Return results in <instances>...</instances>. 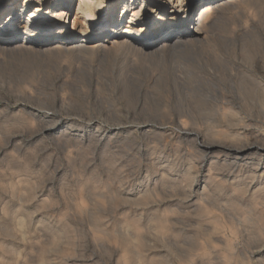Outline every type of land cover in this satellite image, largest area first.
Returning <instances> with one entry per match:
<instances>
[{"label":"rangeland","instance_id":"374dc122","mask_svg":"<svg viewBox=\"0 0 264 264\" xmlns=\"http://www.w3.org/2000/svg\"><path fill=\"white\" fill-rule=\"evenodd\" d=\"M196 1L191 21L222 0ZM241 1L205 15L207 37L141 52L147 56L136 47L180 30L182 19L158 29V11L145 31L137 17L120 46L65 51L59 43L69 34L30 37L19 8L7 31L8 10L0 11V264H264V156L210 149L230 138L264 146V106L249 100L254 110H237L247 104L246 78H261L254 67L264 58V0ZM46 2L54 14L60 0ZM131 9L148 11L147 0H130L121 27ZM77 10L75 0L65 20L47 18L76 36ZM14 35L30 37V48L4 43ZM126 37L136 45L122 44Z\"/></svg>","mask_w":264,"mask_h":264},{"label":"bare ground","instance_id":"6f19581e","mask_svg":"<svg viewBox=\"0 0 264 264\" xmlns=\"http://www.w3.org/2000/svg\"><path fill=\"white\" fill-rule=\"evenodd\" d=\"M25 1V3H27V2H29V0H24ZM36 1V3L33 5V7H32V10L31 9H29L30 7H29V5H28V7L25 5V3L23 4V5H20V4H17V2H16V0H0V7L2 6V10H0V11H3V10H8L7 12H8V14H7V16H8V20L6 21V23H4V27L6 28V30L8 31L9 30V28L10 29H13L12 31H14L15 30V22L16 21H14V19H15V16L17 15V8H19V13H21V16H26V18H25V24L23 25V29H25V30H28L29 31V36L31 37V35H34L35 33H36V31H38V30H41L42 31V33H43V35H48L49 33H61V34H69L70 35V37L68 38V40L67 41H63L62 42V44L61 43H59L60 45H62L64 48H65V51H66V49H75V50H84L85 51V49H87V48H96V47H104V45L105 46H107L109 43H112V44H117V39L119 38V37H121L122 36V34L123 33H130V34H132L134 31H135V29L133 28V22H136L137 21V17H142V19H141V22H142V25H141V29L140 30H142V31H145V30H147L146 29V27H147V25H146V23L150 20L149 18H150V16H151V14H154L155 13V15L157 14V12L158 11H160V12H162V15H159L158 16V14L155 16V18L157 19V23H158V29H160L161 27H162V25L164 24V22H168V23H170V21H171V17H176V19H177V21H179V20H181L182 19V27H180L181 29L179 30L178 29V31L177 30H171V29H167V30H165L164 31V33H158L157 34V36L156 37H154L153 38V40H155V41H153V40H151V41H153V42H151V43H148L147 42V44L146 45H142V48H138V47H136L137 48V50L141 53L142 51H144V50H153V49H156L157 47H167L168 46V48H171V46L172 47H175V46H177V44L178 43H185L186 41H190V40H193V39H196V40H198L197 38H199V37H201V35H204L203 33H204V31H205V29L203 28V22L205 23V21H204V19L206 20V17L207 16H205V15H207L209 12H211V11H213V10H215V9H217V7H219V9H222V6H221V8H220V5H224V4H226L225 6H227L228 4L230 5L231 3V0L229 1V3H228V0H222L221 2H219V3H216V4H212V5H205V6H203L202 8H200V10H201V15L198 17V19H196V20H194V21H191V13H192V11H193V9H194V5H195V2H197L196 0H147V5H148V11H145V9H140V10H137V9H131V13H130V16H129V18H130V20L128 21V24L126 25V26H123V27H121V25H123V23H124V21H125V18H124V13H125V11H127V8H128V5H129V2H130V0H78V10L76 11L77 13L75 14V15H73V21H72V29L74 28V29H76V27H80V30L78 31V34H76V36H73V34L71 35V31L70 30H68L67 31V25L66 24H64V25H60V26H52L51 25V21L50 20H48V18H47V16H49L50 17V19H54V20H59V19H63V20H65V18H66V16L69 14V12H71V10H72V8H73V3L75 2V0H60V4L57 6V9L55 10V12H54V14H52V15H48L49 13H50V10H49V7H48V5H47V2L46 1H48V0H35ZM201 1V0H200ZM203 1V0H202ZM201 1V2H202ZM235 1V0H234ZM243 1V0H242ZM241 1V2H242ZM136 3H137V0H131V6H133V5H136ZM141 3H143V0H141ZM228 3V4H227ZM235 4H237V1H236V3L234 2V3H232V5H234L233 6V8H235ZM231 5V6H232ZM142 6H143V4H142ZM61 7H62V9H61ZM147 7V6H146ZM145 7V8H146ZM224 7V6H223ZM117 8H120V10L118 11V12H116V10H117ZM226 7H224V9H225ZM230 8V7H229ZM51 9V8H50ZM224 9H223V11H224ZM52 10V9H51ZM218 10V9H217ZM227 10H228V8H227ZM40 11V13H38ZM43 12H45V13H43ZM215 12V11H214ZM214 12H211V13H214ZM218 12H219V10H218ZM14 13H16V15L15 16H13V14ZM72 13V12H71ZM215 14V13H214ZM216 14H220V13H216ZM40 15H42V16H40ZM216 16V18L217 17H219V16ZM222 15V14H221ZM1 16V15H0ZM209 16H211L210 14H209ZM20 17V16H19ZM221 17V16H220ZM70 19V18H69ZM210 19V18H209ZM217 19H219V18H217ZM217 19H215L216 21H217ZM14 21V22H13ZM151 21V20H150ZM176 21V22H177ZM198 21V22H197ZM213 21V20H212ZM211 21V22H212ZM2 22H3V20H2ZM139 22V21H138ZM197 22V23H196ZM215 21H213V23H214ZM127 23V22H126ZM206 23H207V21H206ZM216 23V22H215ZM207 25V24H206ZM29 26H33V28L31 29H27V27L29 28ZM210 26V25H209ZM211 26H212V24H211ZM210 26V27H211ZM214 26H215V24H214ZM213 26V27H214ZM139 27V26H138ZM210 29H212V28H210ZM245 30V29H244ZM175 31H177L176 33H177V35L178 36H176L175 38L176 39H174V41H172V43H171V36L173 35V33H175ZM209 31V30H208ZM89 32H92V33H97V35H87V36H85V37H81V35H83V34H86V33H89ZM207 33V32H206ZM205 33V34H206ZM99 34L101 35V37H99L100 39H97L98 38V36H99ZM80 36V37H79ZM94 36H96V38L94 37ZM205 37H207V35H204ZM203 36V37H204ZM30 37H27V38H23V37H21V36H17V35H14L11 39H8V40H5L4 41V43H6V44H11V45H15L16 47L17 46H20V48L22 47V48H24V46H26L27 44L29 45V48H30V45L32 44V42H30ZM128 37H126L125 39H124V41H121L122 42V44H125L126 42H130V41H128V39H127ZM129 38H131V37H129ZM201 39V38H200ZM204 39V38H203ZM4 40V39H3ZM132 41V40H131ZM200 41V40H199ZM194 42V41H193ZM196 42V41H195ZM204 42V41H203ZM56 43H58V42H56ZM202 43V42H201ZM207 43V42H206ZM205 43V45H207ZM47 44V43H46ZM51 44H55V42H52L51 43V41H50V43H48V45H51ZM111 44V45H112ZM120 44V43H119ZM119 44H117V45H119ZM130 44L131 45H133L132 44V42H130ZM159 44V45H158ZM180 44H178V45H180ZM190 44V43H189ZM199 44V43H198ZM204 44V43H203ZM259 44V43H258ZM261 44H263V43H261ZM125 45H128V43L127 44H125ZM124 45V46H125ZM136 45V44H135ZM135 45H133V46H135ZM186 45V44H185ZM191 45V44H190ZM41 46V45H40ZM55 46H56V44H55ZM58 46V45H57ZM56 46V47H57ZM114 46V45H113ZM120 46V45H119ZM122 46V45H121ZM181 46V45H180ZM189 46V45H188ZM198 46V45H197ZM200 46V45H199ZM199 46L197 47V48H199ZM245 46V45H244ZM1 47V46H0ZM3 47V46H2ZM16 47H12V50H13V48H16ZM33 47V46H32ZM109 47H112V46H109ZM108 47V48H109ZM127 47H129V46H127ZM178 47V46H177ZM182 47H185L184 46V44H183V46ZM193 47H195V45L193 46ZM243 47V46H242ZM259 48L261 47V45L260 46H258ZM21 48V49H22ZM28 48V49H29ZM47 48V47H46ZM53 48V47H52ZM59 48V47H58ZM61 48V47H60ZM101 48H100V50H99V52L101 51ZM125 48V47H124ZM135 47H133V48H130V49H134ZM191 48V47H190ZM196 48V47H195ZM195 48H193V49H195ZM201 48V47H200ZM202 48H204L205 49V47H202ZM247 47L245 46V49H246ZM262 48V47H261ZM1 49V48H0ZM3 49H5V48H3ZM8 49V48H7ZM17 49H19V47H17ZM21 49H19V50H21ZM32 49V48H31ZM34 49H36V48H34ZM43 49V48H42ZM105 49V48H104ZM103 49V50H104ZM110 49H112V48H109L108 50H107V48H106V50L107 51H109ZM158 49H160V48H158ZM172 49V48H171ZM179 49V48H178ZM263 49V48H262ZM6 50V49H5ZM11 50V49H10ZM19 50H18V52H19ZM25 50V49H24ZM30 50V49H29ZM45 50V49H44ZM48 50V49H47ZM53 50H55V48H53ZM52 50V51H53ZM62 50V49H61ZM94 50V49H93ZM102 50V51H103ZM128 50V49H127ZM135 50V49H134ZM163 50V49H162ZM161 50V52H160V54L164 51H162ZM169 50L170 49H167V51L169 52ZM175 51V49L173 48L172 49V51ZM190 50V49H189ZM192 50V49H191ZM190 50V51H191ZM196 50H198V49H195L194 50V52L196 51ZM203 50V49H202ZM2 51V50H1ZM7 51V50H6ZM14 51H16V50H14ZM22 51V50H21ZM20 51V52H21ZM74 51V50H73ZM77 51V52H78ZM88 51V50H87ZM95 51V50H94ZM105 51V50H104ZM132 51V50H131ZM156 51H157V49H156ZM155 51V52H156ZM160 51V50H159ZM176 51H178L177 49H176ZM180 51H182V50H180ZM185 51V50H184ZM187 51V50H186ZM199 51V50H198ZM244 51V50H243ZM246 51V50H245ZM23 52V51H22ZM64 52V51H63ZM76 51H74V53H75ZM88 52H90V51H88ZM165 52V51H164ZM167 52V53H168ZM171 52V51H170ZM179 52V51H178ZM81 53V52H80ZM94 53V52H93ZM137 53V52H136ZM140 53H138L139 55H141ZM157 53V52H156ZM166 53V54H167ZM175 53V52H174ZM174 53H172V55L174 56ZM180 53V52H179ZM178 53V54H179ZM182 53H184V52H182ZM197 53V52H196ZM73 54V53H72ZM146 54V53H145ZM149 54H150V52H149ZM164 54V53H163ZM171 54V53H170ZM170 54H168V56H170L169 58H171V56L172 55H170ZM177 54V55H178ZM186 54V53H185ZM188 54V53H187ZM190 54V53H189ZM192 54H194V55H191L192 57L193 56H195V53H192ZM142 55H144V53L142 54ZM156 55H158V54H156ZM165 55V54H164ZM144 56H147V55H144ZM149 56H152L151 54L149 55ZM159 56V55H158ZM162 56V55H161ZM180 56V55H179ZM176 57L177 59L176 60H178V58H181V59H184V58H182V57ZM182 56V55H181ZM166 57V56H165ZM184 57H186V56H184ZM188 57V56H187ZM187 57H186V59H187ZM160 59H161V57H159ZM167 59H168V57H166ZM164 58H162V60H163ZM174 60H175V56H174V58H173ZM190 59V58H189ZM193 59V58H192ZM255 59H259V58H257V57H255ZM264 59V58H263ZM263 59H261V61L263 60ZM142 60H143V58H142ZM166 60V59H165ZM164 60V61H165ZM247 60V59H246ZM254 60V59H253ZM163 61V62H164ZM171 61V60H170ZM173 61V60H172ZM185 61V60H184ZM187 61H188V59H187ZM186 61V62H187ZM245 61V60H244ZM243 61V62H244ZM248 61V60H247ZM250 61H252L251 59H250ZM258 62V63H256V66L254 67V70L257 72V73H260L261 74V78H259V79H257V77H256V79H254V78H252V80H248V81H250L248 84H247V82H246V80H247V78H246V80H245V83H246V86L244 87V89L245 90H243L244 92L241 94V95H243L244 94V96H241L240 94V96L241 97H244V99L246 100V102L247 101H249L250 100V102H252L253 101V103H256L257 104V102L258 103H261V105H263L264 106V69H263V65H264V63L262 64V62ZM176 62V61H175ZM180 62H182V61H180ZM263 62H264V60H263ZM234 63V62H233ZM240 63V62H239ZM238 63V64H239ZM245 63V62H244ZM249 63V62H248ZM248 63H247V65H248ZM252 63V62H251ZM250 63V64H251ZM180 64V63H179ZM234 64H236V62L234 63ZM234 64H232V65H234ZM246 64V63H245ZM187 65H189V64H187ZM253 65V64H252ZM180 67V66H179ZM225 67V66H224ZM237 67V66H236ZM233 68H234V66L232 67V70H233ZM251 68V67H250ZM181 69H183V68H181ZM184 69H186V68H184ZM175 70H178V69H175ZM226 70V69H225ZM229 70V69H228ZM235 70V69H234ZM250 70V69H249ZM249 70H248V72H249ZM252 70H253V68H252ZM253 70V71H254ZM180 71H182V72H179V74L181 75V73L183 74V70H180ZM232 72V71H231ZM238 72V71H237ZM240 72V71H239ZM252 72V71H251ZM250 72V73H251ZM246 73L247 72H245L244 73V75L246 76ZM253 73V72H252ZM255 73V72H254ZM175 74V73H174ZM178 75V74H177ZM176 75V76H177ZM237 75V74H236ZM240 75H241V73H240ZM179 76V75H178ZM243 76V75H242ZM245 76H243L244 78H245ZM248 76H249V74H248ZM255 76V75H254ZM253 75H252V77H254ZM256 76H258V75H256ZM173 77H174V75H173ZM241 77V76H240ZM174 78H176V77H174ZM174 78H173V81H174ZM178 78V77H177ZM180 78H182L181 76H180ZM240 79V78H239ZM243 78L241 77V80H242ZM250 79V78H249ZM183 80V79H182ZM176 81V80H175ZM178 82V81H177ZM175 83V82H174ZM245 83L243 82V84H241L242 86L243 85H245ZM180 84V83H179ZM178 84V85H179ZM177 85V84H176ZM241 87V86H240ZM243 88V87H242ZM241 88V89H242ZM238 90L239 89H237L236 90V92L238 93ZM242 92V91H241ZM233 93V92H232ZM239 93H240V91H239ZM235 95V94H234ZM223 96V95H222ZM227 96V95H226ZM230 96V95H229ZM233 96V95H232ZM237 97V96H236ZM241 97H238V98H240V99H243V98H241ZM222 98V97H221ZM225 98V97H224ZM232 98H234L235 99V96H233ZM233 99V100H234ZM243 99V100H244ZM226 101V100H225ZM242 101V100H241ZM222 102H224V101H222ZM221 102V103H222ZM229 102V101H228ZM245 102V101H244ZM250 102H247V104L246 105H241V106H239V107H237V110H239V108H244L243 109V111L242 112H244V110H249V112H250V110L252 111V110H254L253 109V107H255V106H251L250 105ZM235 103H236V101H235ZM239 103L241 104V102L239 101ZM253 103H251V104H253ZM233 104V103H232ZM242 104H244V103H242ZM258 105V104H257ZM260 105V106H261ZM224 106V105H223ZM228 106V105H227ZM236 106H237V104H236ZM259 106V107H260ZM220 107H222V106H220ZM219 108V107H218ZM233 108V107H232ZM247 108V109H246ZM264 108V107H263ZM220 109V108H219ZM218 109V110H219ZM223 109V108H222ZM262 109V108H261ZM231 110V109H230ZM237 110L235 111V110H232V114H233V116H237ZM257 110V109H256ZM255 110V111H256ZM258 110H260V109H258ZM230 112V111H229ZM228 112V113H229ZM246 112V111H245ZM248 112V111H247ZM246 112V113H247ZM261 112V111H260ZM225 113V112H224ZM221 114V113H220ZM248 114V113H247ZM254 114H255V112H254ZM258 114V113H257ZM256 114V115H257ZM218 115V114H217ZM229 115H231V114H229ZM255 115V116H256ZM260 115H263V113L262 114H260ZM181 116V115H180ZM227 116H228V114H227ZM247 116V115H246ZM249 116V115H248ZM259 116V115H258ZM257 116V117H258ZM182 117V116H181ZM190 117V116H189ZM216 117V116H215ZM220 117V116H219ZM238 117V116H237ZM240 117V116H239ZM263 117V116H262ZM175 118V117H174ZM180 118V117H179ZM213 118V119H212ZM211 119H212V121L213 120H215V122H216V119L214 118V117H212ZM220 118H222V117H220ZM219 118V119H220ZM225 118V117H224ZM249 118H251V117H249ZM253 118V117H252ZM256 118V117H255ZM46 119V118H45ZM190 119V118H189ZM227 119H228V117H227ZM257 119H259V118H257ZM237 120V119H236ZM238 120H242V118L240 117V118H238ZM244 120V119H243ZM245 120H246V118H245ZM244 120V121H245ZM248 120V119H247ZM253 120V119H252ZM226 121H228L229 123H230V121L229 120H226ZM259 121V120H258ZM182 122H184V121H182ZM186 122V121H185ZM184 122V123H185ZM223 122V121H222ZM222 122H221V124H222ZM233 122V121H232ZM239 122V121H238ZM242 122V121H241ZM220 123V122H219ZM236 123V121H234V124ZM240 123V122H239ZM242 123H244V122H242ZM257 123V122H256ZM258 123H260V122H258ZM263 123V122H262ZM225 124H226V122H225ZM231 124V123H230ZM230 124L229 125H227V126H230ZM233 124V123H232ZM251 124V123H250ZM261 124V123H260ZM217 125H219V124H217ZM241 125H243L244 126V124H241ZM252 125H254V124H252ZM251 125V126H252ZM235 126H237V125H235ZM238 126H239V124H238ZM256 126V125H255ZM258 126V125H257ZM256 126V127H257ZM220 127V126H219ZM223 127V126H222ZM225 127V126H224ZM259 127H262V125H260ZM230 128V127H229ZM227 129H228V127H227ZM226 130V129H225ZM242 130V129H241ZM228 132V131H227ZM248 132V131H247ZM254 132V131H253ZM252 132V133H253ZM261 132V131H260ZM215 133V132H214ZM233 133V132H232ZM231 133V134H232ZM255 133V132H254ZM259 133V132H258ZM217 134V133H216ZM241 134V133H240ZM199 135V134H198ZM221 135V134H220ZM222 135H223V133H222ZM244 135V134H243ZM243 135L241 134V136L243 137ZM247 135V134H246ZM259 135V134H258ZM196 136V135H195ZM212 136H213V134H212ZM215 136V135H214ZM226 136V135H225ZM249 136H250V134H249ZM248 136V137H249ZM253 136V135H252ZM230 137H233V135L232 136H230ZM247 137V138H248ZM255 137V136H254ZM253 137V138H254ZM259 138L260 137H262V139H263V137H264V133L263 134H261L260 136H258ZM257 137V138H258ZM216 138L218 139V136H216ZM221 138H223V137H221ZM228 138V137H227ZM241 138V137H240ZM245 138V140H246V136L244 137ZM203 139H205V138H203ZM224 139H225V137H224ZM233 139L235 140V138L233 137ZM243 139V138H242ZM241 139V140H242ZM221 141H222V139H220ZM230 140H231V143L233 144H226L225 142H228V141H225L224 143V145H222L223 144V142H221V143H216V141H214L215 143H213V142H211V143H213V145H211V150L212 149H214V148H218V149H220L221 150V152L222 153H224V154H226V155H235L234 157H243V156H245L246 157V155L247 156H249L253 151H256L257 153H259V155L260 156H264V146H258L257 144H250V143H248L247 142V140L245 141V142H247L248 143V145H244L243 144V146L241 145H239L238 144V146H235L234 145V143L233 142H235V141H232V139L230 138ZM238 140H239V137H238ZM257 140V139H256ZM255 140V141H256ZM206 141V140H205ZM224 141V140H223ZM263 141V140H262ZM250 142H252V140L250 141ZM259 142V141H258ZM206 145H207V143L206 142H204ZM209 143V142H208ZM235 143H237V141L235 142ZM260 143H262L261 141H260ZM259 143V144H260ZM218 144H221V145H218ZM209 145H210V143H209ZM208 146V145H207ZM219 150V151H220ZM217 152V151H216ZM210 154V153H209ZM208 154V155H209ZM219 155H220V153H219ZM223 155V154H222ZM225 155V156H226ZM253 155V154H252ZM255 156V155H254ZM218 157V156H217ZM250 157V156H249ZM248 157V158H249ZM252 157V156H251ZM212 159V158H211ZM218 159V158H217ZM228 159V158H227ZM226 159V160H227ZM258 159V158H257ZM260 160V159H259ZM259 160H257V162L259 161ZM211 161V160H210ZM217 161V160H216ZM215 161V162H216ZM249 161V160H248ZM261 161V160H260ZM214 162V163H215ZM230 162V161H229ZM228 162V163H229ZM218 163V162H217ZM220 163V162H219ZM218 163V165H220ZM223 163H226V161L225 162H223ZM232 163V162H231ZM234 163H235V161H234ZM243 163V162H242ZM252 163H255V162H252ZM262 163V162H261ZM209 164H211V163H209ZM230 164V163H229ZM259 164V163H258ZM257 164V165H258ZM221 165H223V164H221ZM233 165V164H232ZM231 165V166H232ZM238 165V164H237ZM236 165V166H237ZM241 165V164H240ZM245 165H246V163H245ZM255 165V164H254ZM263 165V164H262ZM217 166V165H216ZM230 166V167H231ZM235 166V167H236ZM261 166V165H260ZM212 167V166H211ZM227 167V166H226ZM234 167V168H235ZM262 167V166H261ZM224 168H225V166H224ZM234 168H232V169H234ZM247 168V167H246ZM245 168V169H246ZM257 168V167H256ZM238 169H239V167H238ZM244 169V170H245ZM261 169H264L263 167L261 168ZM229 170H231V169H229ZM235 170V169H234ZM231 171H233V170H231ZM262 171V170H261ZM264 171V170H263ZM158 172V171H157ZM230 173V172H229ZM238 173V172H237ZM239 173H240V169H239ZM261 174V173H260ZM156 175V174H155ZM256 175V174H255ZM261 176V175H260ZM255 177V176H254ZM258 177V176H257ZM262 178V177H261ZM264 183V182H263ZM248 192V191H247ZM245 194H247L246 192H245ZM209 206V205H208ZM243 255V254H242ZM241 255V256H242ZM140 257H141V255H140ZM140 257L138 258V261H140L139 259H140ZM247 257V256H246ZM242 258V257H241ZM243 258H245V257H243ZM143 259V258H142ZM245 260V259H244ZM250 261V260H249ZM248 261V262H249ZM142 262V261H141ZM141 262H139V263H141ZM241 262V261H240ZM243 262V261H242ZM241 262V263H242ZM245 262H243V264H244ZM239 264V263H238Z\"/></svg>","mask_w":264,"mask_h":264}]
</instances>
